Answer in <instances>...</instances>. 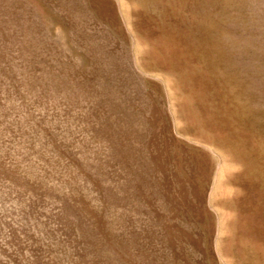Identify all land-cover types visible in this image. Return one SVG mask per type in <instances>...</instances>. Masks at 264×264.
Masks as SVG:
<instances>
[{"label": "rangeland", "instance_id": "obj_1", "mask_svg": "<svg viewBox=\"0 0 264 264\" xmlns=\"http://www.w3.org/2000/svg\"><path fill=\"white\" fill-rule=\"evenodd\" d=\"M0 264H264V0H0Z\"/></svg>", "mask_w": 264, "mask_h": 264}]
</instances>
